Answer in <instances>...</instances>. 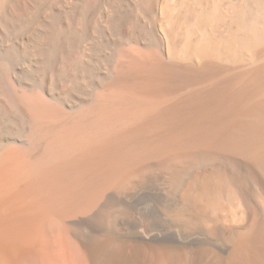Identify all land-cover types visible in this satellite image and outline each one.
<instances>
[{
	"label": "bare ground",
	"instance_id": "obj_1",
	"mask_svg": "<svg viewBox=\"0 0 264 264\" xmlns=\"http://www.w3.org/2000/svg\"><path fill=\"white\" fill-rule=\"evenodd\" d=\"M0 264H264V0H0Z\"/></svg>",
	"mask_w": 264,
	"mask_h": 264
}]
</instances>
